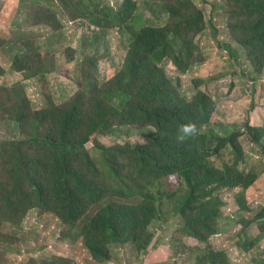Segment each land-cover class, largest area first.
Listing matches in <instances>:
<instances>
[{"label": "trees", "instance_id": "obj_1", "mask_svg": "<svg viewBox=\"0 0 264 264\" xmlns=\"http://www.w3.org/2000/svg\"><path fill=\"white\" fill-rule=\"evenodd\" d=\"M24 1L20 10L26 7ZM102 1L62 0L59 7L51 0H31L26 18L41 17L40 20H48L46 25L59 29L60 16H65L70 8L105 27L122 25L130 43L122 70L101 87L89 75L82 89L64 104H56L51 98L47 107L32 110L20 82L6 88L0 100L18 115L25 130L41 131L37 138L42 145L41 170L36 183H32V193L40 206L60 218L64 225L77 230L95 262L108 264L113 260L112 250L124 244H132L139 256L147 254L154 235L149 227L171 217L178 218L179 235L205 242L209 235L216 233L212 223L225 205L224 192L241 188L234 200L241 209L247 208L243 191L260 177L264 166L252 165L247 172H242L239 165L244 151L238 139L240 130L223 134L209 129L215 103L200 89L208 78H193V92L189 97L179 91L180 79L170 80L161 66L165 57H171L173 64L181 68L189 66V62L184 65L185 57H193L198 42L187 43V39L199 31L203 34L207 27L216 34L215 25L210 20L204 22V11L192 0H150L149 3L163 5L167 22L163 26H141L133 21L138 13L134 1L123 0L115 11L102 6ZM209 6L211 12L227 13L225 27L230 32V40L224 49L234 55L230 57L231 62L245 61L244 67H252L248 80L251 86L254 83L256 87H264L261 77L264 73V0H218ZM20 43L21 50L13 56V69L24 73L26 78L38 76V66L29 60L27 51L31 49L41 65L40 45L35 47L30 39H22ZM216 43L218 47L223 46L219 40ZM197 55V60L202 59ZM5 73L0 64V76ZM101 88V98L92 97L90 90L98 92ZM118 90L130 97L120 109L114 104ZM2 111L8 113L5 109ZM256 111L254 108L248 111L244 133L251 143L262 146L263 126L249 122ZM135 120L153 126V134H149L145 143L125 141L107 147L97 142L98 158L86 149V143L95 136L113 134L117 125ZM188 123L194 124L198 131L180 139L179 126ZM210 138L214 142L211 148L208 147ZM223 149L229 151V159L221 157ZM170 175L177 178L176 184H169ZM7 183L0 178L1 227L19 225L22 220V199ZM260 218L264 219V206L249 219L239 218V223L246 230ZM259 225L264 233V221ZM255 245L247 240L242 249L249 253ZM184 252H188L186 260L193 264H229L224 252L210 247H194ZM67 263L64 258L43 262ZM251 264H264V252L254 257Z\"/></svg>", "mask_w": 264, "mask_h": 264}, {"label": "rangeland", "instance_id": "obj_2", "mask_svg": "<svg viewBox=\"0 0 264 264\" xmlns=\"http://www.w3.org/2000/svg\"><path fill=\"white\" fill-rule=\"evenodd\" d=\"M23 1L0 0V64L6 71L0 76V95L6 88L10 89L20 82L26 90L32 110L47 107L51 98L56 104H64L82 89L89 75L92 76V82L97 79L101 87L121 67L126 51L122 47L121 33L117 27L87 40L86 26L88 23L92 24L89 19L79 16L69 8L65 16H60L62 26L54 29L46 25L47 19L26 18L31 0H25L26 7L20 10ZM51 1L62 7V0ZM110 1L112 3L103 0L102 6L115 11L114 0ZM132 1L138 7V13L133 18L137 24L163 26L167 22V14L161 3H149L150 0H146V3L144 0ZM192 1L204 11V22L210 20L215 25L216 34L207 27L199 36L193 57L183 59L184 65L189 62V66H176L171 57H165L161 66L170 80L174 82L180 79L179 91L189 97L193 92L192 79L197 76L208 78L201 89L215 103L209 129L226 134L235 128L241 129L248 111L253 108L261 107L264 113V87H256L254 83L251 87L248 86L251 73L245 70V61L236 60V64L232 63L230 57L234 55L228 54L224 49V45L230 40V32L225 27L227 13L220 15L218 11L211 12L209 6L211 2L218 0H206L209 4L201 0ZM81 21L83 25L79 28ZM172 38L173 35L170 36V42ZM22 39H30L35 47L40 45L41 65L33 51H27L29 60L38 66V76L26 78L24 73L13 69V56L21 50ZM216 40L223 46L218 47ZM125 41L128 43L127 39ZM197 54L202 59L197 60ZM236 58L239 59L237 55ZM261 77L264 80V73ZM101 92L102 88L98 92L90 90L92 97L98 99L101 98ZM115 95L114 104L119 109L130 98L123 90L116 91ZM0 105V178L2 181L7 180L8 186L22 199V220L19 225H0V264H43L45 261H58L60 258L67 259V264H98L84 248L77 230L64 225L60 218L42 208L32 193V183H36L41 170L39 165L42 161V145L37 140L41 131L34 130L29 133L19 123L18 115L10 112L1 100ZM2 109L8 113H4ZM263 113L258 112L257 120ZM117 126L113 134L97 135L86 143L85 147L93 157H99L95 149L97 142L107 147L125 141L145 143L149 134H153V126L137 120ZM238 139L245 155L240 162V170L244 172L245 167L251 165L264 166V140L263 147L257 146L242 131ZM213 146L214 142L210 138L208 147ZM221 154L224 159L231 157L227 149H223ZM169 184L174 182L170 181ZM238 190L236 188L230 195L229 192L222 195L225 206L212 223L216 227V233L209 235L205 242L198 243L194 239L179 235L178 218L171 217L149 227L154 235L147 254L139 256L132 244H124L123 247L112 250L113 260L108 264H193L186 260L188 252H184V249L194 247H210L222 251L229 264H251L254 257L264 252V233L255 225L242 231L237 220L241 216H253L251 210L255 212L264 204V172L245 191L248 212L241 211L232 199ZM247 240L256 244L249 253L242 249V244Z\"/></svg>", "mask_w": 264, "mask_h": 264}, {"label": "clouds", "instance_id": "obj_3", "mask_svg": "<svg viewBox=\"0 0 264 264\" xmlns=\"http://www.w3.org/2000/svg\"><path fill=\"white\" fill-rule=\"evenodd\" d=\"M109 2L110 3H112L110 0H109ZM123 2V0H118L117 2H116V0H114V8L115 9H118V7H119V4L120 3H122ZM78 15L80 16V14L78 13ZM81 17H84V18H87V19H89V21L92 23V24H90V23H88L87 24V32H88V34H86L85 35V39H87V40H91V39H94L98 34H101V33H103V32H106L107 33V31H109V29H111V28H113V27H117V29L118 30H120V33H121V41H122V47L125 49V51H126V53H125V56H124V59H123V62H122V65H121V67L117 70V71H115V74L119 71V70H122L123 69V67H124V64H125V61H126V58H127V54H128V51H129V47H128V49H127V46H129V34L127 33V32H125L124 31V28H123V26L122 25H119V24H114V25H112V26H110V27H105V26H103L102 24H98V23H96V22H94L89 16H87V15H83V13H82V15H81ZM79 24H80V26H79V28H82V25H83V22L81 21V22H79ZM202 34V31H199L195 36H193L192 38H188L187 39V43L188 42H190L191 41V43H197L198 42V39H199V36ZM125 39H127V41H128V43L125 41ZM245 70H247V71H251L252 70V67L250 66V67H245ZM114 74V75H115ZM208 80H206V81H204L205 83L207 82ZM249 82V84H250V87H251V82L250 81H248ZM201 87H202V85L200 86V89H201ZM257 112H260V113H263L262 112V108L260 107V108H258V111ZM246 118H247V116H246ZM246 118H245V120H244V122L246 121ZM263 118H264V113L260 116V118H259V120H257V121H253L252 120V118H250V123L251 124H253L254 126H263L264 125V120H263ZM264 128V127H263ZM236 129H239V128H235V129H233V130H231V131H234V130H236ZM240 130V133H239V135L241 134V131L242 132H244V127H243V125H242V128L241 129H239ZM197 128L195 127V125L194 124H191V123H188V124H182V125H180L179 126V133H180V139H184V138H186V137H188V136H191V135H194V134H196L197 133ZM231 131H229V132H231ZM228 132V133H229ZM227 134V133H226ZM240 141V140H239ZM241 143V142H240ZM245 156V155H244ZM243 160H244V157H243ZM252 166V165H251ZM251 166H249L248 168H246L245 167V172H247L248 171V169L251 167ZM263 174V173H262ZM261 174V175H262ZM260 175V176H261ZM258 180V178L256 179V181ZM170 181H173L174 182V184H176L177 182H178V180H177V178L174 176V175H170L169 177H168V182L170 183ZM255 181V182H256ZM254 182V183H255ZM253 183V184H254ZM253 184H251L248 188H250ZM236 188H239V187H236ZM236 188H233V189H231V190H229V191H226V192H224L225 194L226 193H228L229 192V194L234 190V189H236ZM248 188H246L244 191H243V196H244V198H245V203H246V199H247V197L245 196V191L248 189ZM240 191H242V189L241 188H239V190H238V192H240ZM238 192H237V194H238ZM223 194V193H222ZM236 194V193H235ZM234 194V195H235ZM224 195V194H223ZM234 195L232 196V199L234 200ZM235 202H236V204H237V206L239 207V209L242 211V210H247V212L249 211V208H248V204H246L247 205V208H245V209H241V207L239 206V204L237 203V201L235 200ZM225 203V202H224ZM225 205H223L222 207H221V210H222V208L224 207ZM264 206V204L257 210V211H255L254 212V210H251V212L253 213V216H254V214L255 213H257L262 207ZM222 212V211H221ZM221 214V213H220ZM241 217H244V218H247V219H249V218H251L252 216H241ZM241 217H239V218H241ZM262 221H264V219L262 220V218H260V219H258L257 221H255V222H253V223H251L248 227H247V229L248 228H251L252 226H256L257 228H260V225L259 224H261V222ZM237 224L240 226V228H241V225H240V223H239V219L237 220ZM246 229V230H247ZM241 230L242 231H246V230H243L242 228H241Z\"/></svg>", "mask_w": 264, "mask_h": 264}, {"label": "crops", "instance_id": "obj_4", "mask_svg": "<svg viewBox=\"0 0 264 264\" xmlns=\"http://www.w3.org/2000/svg\"><path fill=\"white\" fill-rule=\"evenodd\" d=\"M257 114H258L257 111L252 114L251 118H252L253 121H257ZM228 195H230V194H228Z\"/></svg>", "mask_w": 264, "mask_h": 264}]
</instances>
